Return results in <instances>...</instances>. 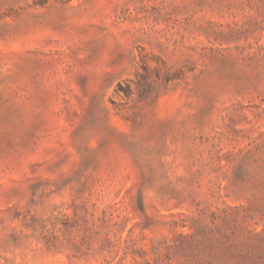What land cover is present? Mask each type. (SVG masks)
Instances as JSON below:
<instances>
[{
	"label": "rangeland",
	"instance_id": "rangeland-1",
	"mask_svg": "<svg viewBox=\"0 0 264 264\" xmlns=\"http://www.w3.org/2000/svg\"><path fill=\"white\" fill-rule=\"evenodd\" d=\"M0 264H264V0H0Z\"/></svg>",
	"mask_w": 264,
	"mask_h": 264
}]
</instances>
